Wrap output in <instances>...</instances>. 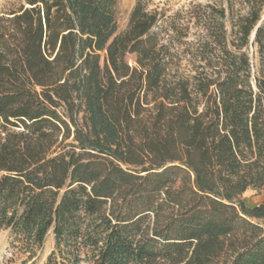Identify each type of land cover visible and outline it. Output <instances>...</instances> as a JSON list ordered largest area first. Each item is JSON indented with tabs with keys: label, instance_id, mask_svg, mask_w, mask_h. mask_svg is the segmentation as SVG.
Returning <instances> with one entry per match:
<instances>
[{
	"label": "trees",
	"instance_id": "1",
	"mask_svg": "<svg viewBox=\"0 0 264 264\" xmlns=\"http://www.w3.org/2000/svg\"><path fill=\"white\" fill-rule=\"evenodd\" d=\"M239 1L136 0L119 31L118 0H0L15 256L52 231L47 264H264V0Z\"/></svg>",
	"mask_w": 264,
	"mask_h": 264
},
{
	"label": "rangeland",
	"instance_id": "2",
	"mask_svg": "<svg viewBox=\"0 0 264 264\" xmlns=\"http://www.w3.org/2000/svg\"><path fill=\"white\" fill-rule=\"evenodd\" d=\"M152 7L159 6L167 10L170 15L172 12L178 9H186L192 2L194 3H219L221 0H146ZM240 2L239 0H236ZM136 0H118L116 7V16L119 22V31H123L126 28L129 20V15L135 6ZM192 30V33H194ZM193 34L191 38H193ZM245 202L249 206L253 205H264V187L257 188L253 187L247 190L243 194ZM259 222L264 226V219H260ZM11 234L9 230L2 231L0 233V264H47L48 258L50 257L53 250L56 248V239L54 233L51 231L47 240L39 252V256L34 263L24 261L25 257H17L14 255V246L12 245ZM82 264H93L91 262H84Z\"/></svg>",
	"mask_w": 264,
	"mask_h": 264
}]
</instances>
